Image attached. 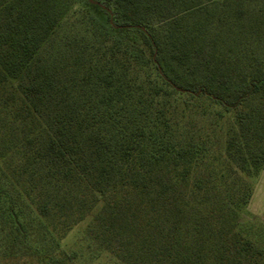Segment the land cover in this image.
<instances>
[{
    "label": "trees",
    "instance_id": "16d2710c",
    "mask_svg": "<svg viewBox=\"0 0 264 264\" xmlns=\"http://www.w3.org/2000/svg\"><path fill=\"white\" fill-rule=\"evenodd\" d=\"M250 1L0 0V257L33 237L54 255L88 218L123 264H264L241 224L264 165Z\"/></svg>",
    "mask_w": 264,
    "mask_h": 264
},
{
    "label": "rangeland",
    "instance_id": "374dc122",
    "mask_svg": "<svg viewBox=\"0 0 264 264\" xmlns=\"http://www.w3.org/2000/svg\"><path fill=\"white\" fill-rule=\"evenodd\" d=\"M73 1L75 7L79 5L82 7L86 3V0ZM250 2L251 6L256 3L253 0ZM76 3L80 4L77 6ZM87 9L98 25L106 27L103 13H95L92 8ZM194 56L199 62V66L193 72L194 75L203 79L211 78V72L202 66L207 60L208 51L206 49L197 50ZM179 69L184 76H192L187 68L180 67ZM87 221L88 218L78 223L66 234L54 255L50 254L48 247L39 245L38 238L33 237L25 242V245L24 243L20 245L17 241L12 251L9 247L6 254L0 257V264H123L89 239L85 232ZM241 224L249 238L256 245L264 247V165L251 179V193L241 218ZM0 232L4 236L11 235L7 223L1 219Z\"/></svg>",
    "mask_w": 264,
    "mask_h": 264
}]
</instances>
